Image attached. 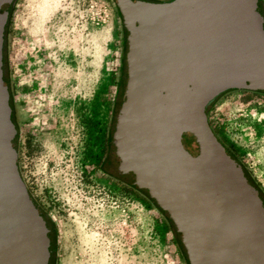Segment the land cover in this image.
Here are the masks:
<instances>
[{"label": "water", "instance_id": "95a60500", "mask_svg": "<svg viewBox=\"0 0 264 264\" xmlns=\"http://www.w3.org/2000/svg\"><path fill=\"white\" fill-rule=\"evenodd\" d=\"M15 1L0 0V264H49L48 218L18 171L3 52ZM111 1L126 45L114 161L170 222L187 264H264L261 195L206 120L222 94H264L260 0Z\"/></svg>", "mask_w": 264, "mask_h": 264}, {"label": "rangeland", "instance_id": "374dc122", "mask_svg": "<svg viewBox=\"0 0 264 264\" xmlns=\"http://www.w3.org/2000/svg\"><path fill=\"white\" fill-rule=\"evenodd\" d=\"M122 31L111 0H16L10 12L3 52L18 171L51 226L50 264H184L131 177L125 186L103 173L115 159ZM206 120L264 199V94H222Z\"/></svg>", "mask_w": 264, "mask_h": 264}, {"label": "flooded vegetation", "instance_id": "af4514ba", "mask_svg": "<svg viewBox=\"0 0 264 264\" xmlns=\"http://www.w3.org/2000/svg\"><path fill=\"white\" fill-rule=\"evenodd\" d=\"M147 1H150V2H160V1H166V0H147ZM123 35H124V32H123ZM125 42V41H124ZM8 83V82H7ZM8 92H9V88H8ZM10 97V96H9ZM12 106V105H11ZM13 109V108H12ZM16 118V110L13 109V112H12V119ZM13 123L15 124V126L17 127L16 123L14 122V120H12ZM213 133V132H212ZM214 134V133H213ZM224 146V145H223ZM225 149H227L233 156L234 154L224 146ZM235 157V156H234ZM235 159H237L235 157ZM238 161V159H237ZM238 166H239V170L241 171L242 175L247 179L248 183L253 187V189L255 191H257L258 193H260V191L258 190L257 186L254 185L253 182H251L248 178V176H246V172L244 171V169L242 168L240 162L238 161ZM103 173L106 175V176H112V178H116L117 180L120 181L121 184H124L125 186H131V183L127 180H125V173L119 169L118 167V164L116 161H114L113 159H107L105 162H104V169H103ZM261 195V193H260ZM261 199L264 203V199L261 195ZM48 228H49V232H50V226H49V223H48ZM51 234V232H50ZM50 241H51V238H50ZM52 248V247H51Z\"/></svg>", "mask_w": 264, "mask_h": 264}, {"label": "trees", "instance_id": "16d2710c", "mask_svg": "<svg viewBox=\"0 0 264 264\" xmlns=\"http://www.w3.org/2000/svg\"><path fill=\"white\" fill-rule=\"evenodd\" d=\"M115 8V7H114ZM115 12H116V14H117V16H118V19H119V14H118V12H117V10H116V8H115ZM10 20V15H9V18H8V21ZM121 41H122V44H123V42H124V40H123V31L121 32ZM123 57H124V54L122 55V60H123ZM121 60V61H122ZM9 83V82H8ZM9 96L11 97V94H10V90H9ZM220 97V96H219ZM219 97H217L211 104H210V106H209V108L215 103V101L219 98ZM12 120H14V122L16 123V118H14L13 117V119ZM17 124V123H16ZM17 131V130H16ZM139 193H141L143 196H145L146 197V195H145V193L142 191V190H140L139 189ZM146 199V201H148L149 202V204L150 205H152L153 203L151 202V200L149 199V198H145ZM153 208H154V206H153ZM155 210H156V208H154ZM158 211V210H157ZM156 211V212H157ZM160 216H161V218L164 220V222H165V224H166V226H167V228H168V230L170 231V232H172L173 233V231L171 230V225H170V222L161 214V212H157ZM50 232H51V234L53 233L52 232V230H51V226H50ZM52 239V238H51ZM53 242V239H52V241H51V247H52V243ZM178 247V246H177ZM181 258H182V261H183V263L184 264H187L186 263V260L184 259V256L181 254ZM50 262H51V259L49 260V264H50Z\"/></svg>", "mask_w": 264, "mask_h": 264}]
</instances>
